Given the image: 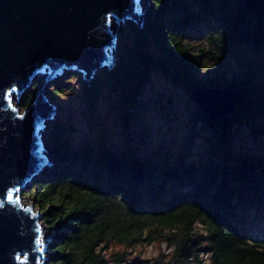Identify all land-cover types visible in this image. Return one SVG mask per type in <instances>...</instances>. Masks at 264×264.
<instances>
[{
    "label": "trees",
    "instance_id": "obj_1",
    "mask_svg": "<svg viewBox=\"0 0 264 264\" xmlns=\"http://www.w3.org/2000/svg\"><path fill=\"white\" fill-rule=\"evenodd\" d=\"M147 4L143 29L133 21L121 24L115 65L84 83L91 107L104 88L115 91L129 135L150 108L145 92L157 71L193 99L192 88L215 86L241 89L245 99L233 115L217 119L199 105L191 134L204 142L205 153L193 156L191 141L174 163L146 161L132 150L115 152L103 139L71 147L64 137L72 129L57 122L51 134L54 161L23 191L55 233L53 262L103 264L113 241L132 247L159 239L174 245L166 264H204L201 252L210 264H264V155L230 151L237 125L253 124L257 114L264 118V85L245 55L264 58V0ZM200 23L208 26L215 51L208 68L186 40ZM36 95L27 92L23 105ZM198 221L204 232L196 230ZM115 256L118 263L126 260L123 253Z\"/></svg>",
    "mask_w": 264,
    "mask_h": 264
},
{
    "label": "water",
    "instance_id": "obj_2",
    "mask_svg": "<svg viewBox=\"0 0 264 264\" xmlns=\"http://www.w3.org/2000/svg\"><path fill=\"white\" fill-rule=\"evenodd\" d=\"M142 2L0 0V264H44L53 237L44 242L43 215L21 199L53 162L43 138L56 113L48 82L70 70L90 83L98 70L111 69L121 23L144 27L148 4L143 8ZM44 72V85L22 111V95ZM192 94L215 119L233 115L245 99L244 91L231 87H196Z\"/></svg>",
    "mask_w": 264,
    "mask_h": 264
},
{
    "label": "rangeland",
    "instance_id": "obj_3",
    "mask_svg": "<svg viewBox=\"0 0 264 264\" xmlns=\"http://www.w3.org/2000/svg\"><path fill=\"white\" fill-rule=\"evenodd\" d=\"M142 4L145 8L147 0H143ZM117 28L118 24L114 23V29L117 30ZM208 31V26L200 23L186 37L193 50L203 55L204 64L207 68L214 64L212 58L215 55V51L208 41ZM118 37L120 40V31ZM245 55L248 56V66L258 74L264 85L263 56H255L249 53ZM231 63L232 68L237 69V72L242 71L241 64L238 65L234 61ZM104 69L98 70L95 76L90 78V82L92 79L102 77ZM48 73L39 74L30 91L36 90L38 94L41 88L37 89L36 83L41 81L44 85ZM74 73L66 70L64 73L54 76L46 86L48 97L56 104L55 116L47 120L43 137L48 147L47 154L53 161L55 153L53 152L51 134L57 122H61L72 129L71 133L64 137L71 147H80L103 139L115 152L125 154L126 151L132 150L146 161L169 158L172 163L176 162L183 154V150L191 141L193 143V156L205 153L204 142L200 138L193 139L191 134L199 103L189 95L186 89L174 85L160 71L152 75V80L147 85L145 92V99L150 108L143 115V119L131 128L129 135L123 128L122 113L116 92L108 87L104 88L97 103L91 107L84 93V83L87 80L83 74L82 78H79ZM203 74L205 75L206 72ZM56 90L60 91L54 96L52 92ZM25 95H22V99ZM15 103L18 104L19 101L16 99ZM26 108L27 106L22 105L21 109L24 111ZM262 131H264V118L259 114L255 115L253 124L237 125L234 128L230 147L231 154L233 156L264 155V133ZM29 188L27 185L26 190ZM21 199L25 204L32 203L34 210L40 211L43 215L40 219L44 230L43 238L46 239L50 234L54 236L55 233L44 220L45 212L36 206L34 199L24 196L23 193ZM196 230L204 232L199 221L196 222ZM47 241L48 239L44 240L45 243ZM51 250L49 242L45 252L47 258L44 260V264H54ZM173 251L174 245L165 240L142 241L132 247H126L113 241L105 251L106 262L103 264H166ZM116 253H123L126 260L118 263ZM200 257L204 264H210L208 253L201 252Z\"/></svg>",
    "mask_w": 264,
    "mask_h": 264
},
{
    "label": "bare ground",
    "instance_id": "obj_4",
    "mask_svg": "<svg viewBox=\"0 0 264 264\" xmlns=\"http://www.w3.org/2000/svg\"><path fill=\"white\" fill-rule=\"evenodd\" d=\"M260 141V140H259Z\"/></svg>",
    "mask_w": 264,
    "mask_h": 264
}]
</instances>
